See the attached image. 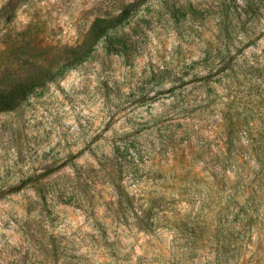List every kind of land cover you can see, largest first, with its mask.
Segmentation results:
<instances>
[{"label":"rangeland","instance_id":"rangeland-1","mask_svg":"<svg viewBox=\"0 0 264 264\" xmlns=\"http://www.w3.org/2000/svg\"><path fill=\"white\" fill-rule=\"evenodd\" d=\"M129 1L0 0V91L51 76L0 110V264H252L250 247L220 257L202 219L186 214L189 202L174 208L176 189L158 178L159 154L140 172L148 200L113 153L124 133L147 131L144 123L173 94L164 92L177 83L175 72L205 54L222 0H149L84 60L62 67L65 48ZM259 19L264 25V14ZM157 135L153 128L140 138L144 156ZM167 172L173 180L176 171ZM166 214L199 239L173 240V230L150 240L148 226Z\"/></svg>","mask_w":264,"mask_h":264},{"label":"trees","instance_id":"trees-1","mask_svg":"<svg viewBox=\"0 0 264 264\" xmlns=\"http://www.w3.org/2000/svg\"><path fill=\"white\" fill-rule=\"evenodd\" d=\"M148 1L132 0L118 14L97 18L81 43L65 48L62 67L84 60L110 30ZM240 1L222 0L223 17L215 30L218 34L208 40L205 54L188 70L181 67L175 72L177 83L164 92L173 94L144 123L147 131L124 133L114 143L113 153L130 183L147 192L148 200L154 197L140 187V172L159 154L164 160L163 174L176 171L173 180L158 176L176 189L172 205L175 208L189 202L186 214L202 219L198 222L212 233L206 240L221 249L220 257L228 258L250 247L251 263L264 264V25L259 19L264 14V0ZM255 29L259 31L256 36L249 34ZM258 41H263L262 47L247 55L246 49ZM32 79V85L19 82L1 90L0 110L16 107L21 96L51 76L42 77L40 72ZM4 96L9 100L2 102ZM153 128L158 140L150 142L144 156L140 138L152 134ZM122 139L125 147L118 143ZM171 158L173 167H169ZM156 187L165 188L158 183ZM184 228L166 214L150 223L146 235L150 240L159 239L174 230L177 235L173 240L199 239ZM100 230L107 237L104 224Z\"/></svg>","mask_w":264,"mask_h":264}]
</instances>
